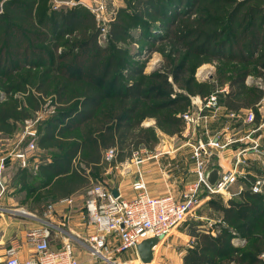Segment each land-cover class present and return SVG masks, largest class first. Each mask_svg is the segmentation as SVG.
<instances>
[{"label": "trees", "instance_id": "1", "mask_svg": "<svg viewBox=\"0 0 264 264\" xmlns=\"http://www.w3.org/2000/svg\"><path fill=\"white\" fill-rule=\"evenodd\" d=\"M1 9L0 90L7 96L27 94V110L21 115L17 99L12 106L1 103L0 124L11 133L12 122L20 115L30 117L52 95V105L65 106L38 129V148L53 152L38 164L35 179L52 198L84 189L89 182L85 171L98 173L105 150L115 149L122 161L132 150L157 143L156 130L179 134L190 97L207 96L213 89L194 79L206 62L219 63V87L230 83L228 110L252 109L263 97L262 90L244 83L257 65L264 72V0H126L109 25L105 48L97 44L100 30L93 15L82 6L51 9L49 0H5ZM130 26L147 44L173 41L184 48L170 61L187 76L179 81L176 71L170 73L183 92L174 90L166 73L143 74L130 50L117 47L133 40ZM156 26L166 27L157 40ZM72 35L81 38L60 41ZM249 64L253 70L245 68ZM146 119H153V126H143ZM76 135L74 141H63ZM216 201L209 205L221 214L222 224L194 232L183 264H264L258 259L264 251V187L260 194L244 190L236 200ZM235 238L243 242L234 243Z\"/></svg>", "mask_w": 264, "mask_h": 264}, {"label": "built area", "instance_id": "2", "mask_svg": "<svg viewBox=\"0 0 264 264\" xmlns=\"http://www.w3.org/2000/svg\"><path fill=\"white\" fill-rule=\"evenodd\" d=\"M59 4V1H54L53 9H57ZM74 4L72 3V6ZM88 10L95 14L97 20L102 22L103 28H99V37H105V25L108 21L104 17L103 0L98 6L89 7ZM247 80L246 78L245 84L251 85ZM221 94L227 96L229 89L221 87L201 98L190 97L191 105L195 106V109L190 108L183 113L180 116L182 121L186 125L199 126L201 122L206 120L207 116L214 115L218 111V96ZM260 102L264 103V93ZM245 110L243 114L240 110L230 111L232 120L238 125L242 124L243 127H247L248 130L244 136L236 137L232 134L222 141L223 144H220L222 142L219 139H214L205 133L207 137L204 141L199 140L195 144H191L193 174L196 177V183L192 190L182 195L181 200L175 199L169 192L157 198L150 197L144 192L142 184L134 186V189L140 192L130 200H125L119 196L113 197L111 190L100 183H93L85 191V222L93 233L79 239L89 249L90 257L95 261L93 264H133L121 263L118 258L129 250H136V246L148 238H157L160 242L185 223L186 218L197 208L200 202L197 197L200 186L204 187L209 197L226 195L230 188L243 178V171L250 165V159H244L243 156L247 153L261 161L260 177H256L250 182L249 191L255 194L263 193L264 137L261 133L264 134V118L256 128L252 129L249 125H253L254 115L251 109ZM33 124V122L27 123L22 135V139H28L25 150H13L7 154H0V189L3 187L1 181H3V173L8 159L14 160L20 169L28 168V153L37 149L38 136L32 129ZM236 143L244 145L241 156L238 154V157L230 163V169L219 172L215 184L209 185L206 180L205 169L213 154L210 149H225ZM116 154L117 152L113 148L105 150L102 162H113ZM143 159L139 151L132 152L133 164L140 165ZM31 167L37 170L38 165L33 161ZM1 193L2 191H0ZM214 225L215 223H208L203 227V230L213 231ZM50 236L51 229L49 226L30 230L27 232L26 238L33 245L35 257L29 261L20 262L16 254L19 244L13 242L10 248L6 250L5 264H81L74 257L71 241H65L59 250L54 251L49 246ZM235 239L239 241H234ZM235 239L233 240L234 243L241 244L243 242L239 238ZM258 259L264 263V251L259 254ZM137 264L142 263L139 261Z\"/></svg>", "mask_w": 264, "mask_h": 264}, {"label": "crops", "instance_id": "3", "mask_svg": "<svg viewBox=\"0 0 264 264\" xmlns=\"http://www.w3.org/2000/svg\"><path fill=\"white\" fill-rule=\"evenodd\" d=\"M53 1L54 0H49L51 9L53 7ZM58 1L61 5L58 8L62 7L63 9H67L75 6H82L88 9L91 6L97 5L100 0ZM119 1L120 0H108L107 9L109 11H112V9L117 10L122 6L121 3L119 4ZM72 3L75 4L72 6ZM195 97L201 98V96ZM218 100V111L214 115L207 116L206 120L201 122L197 127L186 125L182 121L183 125L180 133L173 136H168L156 130L159 138L157 143L149 147L140 146L135 149L139 151L140 155L145 157L140 165L133 164L131 156L122 161H118L115 158V160L110 163L106 175L109 185L108 189L111 190V192L115 190L119 197L130 200L140 192L135 190L134 186L136 184H142L144 192L150 197L157 198L169 192L175 199L181 200L182 195L192 190L196 183V177L193 174L191 144H195L199 140L204 141L207 137L205 133L214 139H219L221 142L232 134L236 137H241L240 129H244L242 124L238 125L237 122L230 118V111L225 106V96L219 95ZM195 101L197 100L195 99ZM190 108L195 109V106L193 107V105H191V101L187 110ZM240 111L243 114L246 110L241 109ZM150 121L152 125L143 123V126H153L154 122L152 120ZM175 139H178L179 142L173 143ZM220 144H223V142ZM243 148V144L236 143L225 149H210L213 154L206 165V176L216 170L218 179L219 172L221 173L222 170H229L230 163L238 157V154L241 156ZM243 156L244 159H250L251 164L261 169V161L258 158L248 153ZM237 188L239 187H235L234 185L230 192H232V194L237 193L239 191ZM1 197L2 200L5 198L8 199L6 195L4 197L1 195ZM197 197L200 202L194 211V219L199 222L189 224L192 225V229L190 230L186 226L188 223L186 225L183 224L169 236L161 240L153 249V259L150 264H183V257L186 251L194 242V232L199 231V229L208 223H215V225L222 224L221 214L215 212L209 205L210 201L219 197H209L207 191L202 186L198 189ZM14 198L15 197L12 196L8 201H13ZM53 200L59 203V205H56L58 217H50L44 214V217L29 221L24 220L16 211H5L0 209V264H5L6 250L10 248L13 242L19 244L16 254L20 262L33 259L35 257V251L33 245L27 240L26 234L32 229L43 228L45 226H49L51 229V236L49 239L51 250H59L63 243L69 240L72 242L74 257L79 263L93 264L95 262L90 257L87 246L79 239L93 233L92 229L86 225L85 215H83L81 210L74 209L75 211L69 214L67 220L64 221L61 216L68 208V204L65 202L67 198H53ZM58 212H61V214ZM138 260L136 250H129L118 258V261L121 263L137 264L139 262Z\"/></svg>", "mask_w": 264, "mask_h": 264}, {"label": "rangeland", "instance_id": "4", "mask_svg": "<svg viewBox=\"0 0 264 264\" xmlns=\"http://www.w3.org/2000/svg\"><path fill=\"white\" fill-rule=\"evenodd\" d=\"M4 1L5 0H0V6L1 7H2V3ZM54 1H56V0H54ZM54 1H53V3H54ZM101 1L102 0H100L99 3ZM237 1L240 2V1H245V0H237ZM107 2H108V0H103L104 8H105L104 17L108 21V23L105 25V28H106L105 37L101 36V37L97 38V44L101 48H103V47L105 48L109 44L108 43L109 42L108 35H107L108 30H109V25L113 22V20L116 16V12L119 9L125 8L126 0H120L119 4L121 3L122 6L120 5L121 7H119L117 10L112 9V11H109L107 9ZM98 4L95 6H91V7H96V6H98ZM1 7H0V10L2 11ZM88 11L94 17L96 28H100V29L103 28L102 22L100 20L96 19L95 14H93L90 10H88ZM156 27H158V29L153 28L154 34L156 35V36H153V39H155V40L159 39L163 35V33L165 32V29H166V27H164V28L163 27L160 28V26H156ZM134 28L135 27L130 26V29L132 30L133 40H129V39L123 40L118 44L117 47H122L124 49L130 50V57L132 58L133 63L136 64V67L142 68L141 71L143 74H150V73H154L157 71L162 72V73H166L168 75V81L171 84H173V82H172V76L170 73H173L174 71H176L179 81H181V80L185 79V77H187L186 74L184 73V71H179V70L175 69L173 67V65H171V63H170V61L177 56V52H181L182 55L185 52L184 48L181 45H178V44L174 43L173 41L161 42L159 44H147L142 39H140V34H139L138 30L134 29ZM159 29H161V30H159ZM38 31L41 32L42 34H46L49 36L48 31L46 29L38 27ZM80 38H81L80 35H76V37L74 35H72L66 39L62 38L60 41L63 42V41L68 40L70 42L73 40L74 41L78 40ZM47 44H49V43H47ZM52 45H55V44H52ZM45 46L46 45H43V47H45ZM61 49L58 48V49L54 50V52H53L54 56H55V54L58 55L61 52ZM50 51H52V50H50ZM218 64L219 63L215 62V61L206 62L203 65H201L198 69H196L195 73H194V79L196 82H198V83L206 82V83L212 85L213 89L211 90V92L215 91L216 89H219L221 87L229 89L230 83L227 81H226L227 83H225L221 87H219L217 85V81H218L219 76H220L219 73L221 70L220 66ZM175 65H177V64H175ZM250 65L251 64L246 65L245 68H247L249 70L250 69L253 70V67H250ZM254 69H255V73L250 71V73L246 76V78L248 79L247 82L249 84L253 85L255 88L262 90L264 93V72H263L260 65H257ZM227 77L231 78V73H228ZM246 78H245V80H246ZM29 86L26 89L29 90V92H30V89H32L30 93H32L33 95L36 96V93L32 92V91H34L33 90L34 88L29 87ZM173 88L176 92L181 91L180 90L181 88L177 84H173ZM181 92H183V91H181ZM26 95L27 94H25L23 92H16V93H13V95L7 96L4 94L3 91L0 90V104L6 102L5 105H11L12 106V105H14L12 100L17 99L19 102L17 109L22 115L24 109L27 110ZM221 95H223V94H221ZM54 99H55V97L53 95L45 98L44 104L41 105L40 110L31 112L30 117L22 118L20 115L18 117L19 119L15 120L12 123L10 122L11 125L13 126V131H11V133L6 132V130H5L6 128L4 127L5 125L0 124V154H2V153L7 154L13 150H16V151L25 150L28 139L27 138L22 139V135H23V132L27 126V123H32V122L34 123L32 129L35 130L36 136H38V132L40 131V130L38 131V129H40L41 125L45 121H47L51 116H53L58 109L65 107L61 103L56 104V106L52 105L51 100H54ZM263 106H264V103L260 102V103H257L251 109L252 113L254 115V122H253V125H249L250 128H252V129L256 128V126H258L260 124V122L263 120V118H264V107ZM229 111H231V110H229ZM150 120L153 121V119L143 120L142 125H143V123L144 124H150L151 123ZM231 122H232V120H231ZM150 125H152V124H150ZM246 126H248V125H246ZM145 127H150V126H145ZM240 128H242V127H240ZM96 130H97V126L94 128V130L92 132H96ZM244 130H245V132H247V130H248L247 127H244V129H240V132H241L240 135L241 136L245 135ZM263 133H264V131H263ZM261 135H262V137H264V134L261 133ZM79 136H81L80 133H79ZM75 137H77V135L74 136L72 139L65 138V139H63V141H70L71 142V141H74L73 139ZM77 139H79V138H77ZM158 140H159V138H158ZM162 140H164V139H162ZM37 141H38V139H37ZM37 141H36V143H37ZM168 141H170V140H168ZM174 142L175 143L179 142V140L175 139L173 141V143ZM263 143H264V140H263ZM133 151H136V150H132V152ZM52 152H53L52 149L42 150V149L38 148V146H37V149L34 152L28 153V168H26V169H20V167H18L17 163H15L14 160L13 161H11L10 159L7 160L6 169L3 173V181H1V184L3 187H2V189H0V191H2V193L0 194V209H3L5 211H7V210L16 211V213H18V215L21 216L24 220H29V221H31L32 219L44 217V214H48V216H50V217H54V216L58 217L57 216L58 214L56 212V210H57L56 205H59V203L58 202L56 203V201L53 200L51 195H49L50 189H48L47 187H42L37 182V179H35V176L37 177V170H34L33 167H31V163H33V161H35L38 165L40 163H43L44 161H48L49 159H51ZM142 158H145V157L142 156ZM77 163H78V159L75 160L74 165L76 166ZM101 163L102 164H100L101 166H100L98 173L91 174L89 172V170L85 171V174L87 176H89V178H88L89 182H88L87 186L84 189H82L81 191L74 193L71 196L67 197V200H65L66 204H68V206H67L68 208L66 211L68 213L64 212L63 215L61 216V218L64 219V221L67 220L69 214L73 213L76 209L81 210L83 215H85V209H84L85 191L93 183L94 184L100 183V184H103L106 188H109V185H108V182L106 179V175L108 173V168L110 166V163H104L102 161H101ZM78 165L76 166L77 168H78ZM255 166L250 163V165L248 166L249 168H247L245 171H243V174H242L243 178L238 180L234 184L235 187H239V188H237V189H239V191L237 193L232 194V192H230V190L233 189V186H234L233 185L230 188V190L227 192L226 195L219 196V198H217L216 200L217 201L219 200L220 202L222 201L223 204H225L228 200L238 199V197L242 191H244V190L249 191L250 182H252L254 180V178L260 177V167H258V166L255 167ZM90 174H91V176H90ZM1 195H3V197L6 195V197H8V199H10V197H12V196H14L15 198H14V200L12 199L13 201L9 202L7 198L2 200ZM57 201H59V200H57ZM194 211L186 218L185 223H183L185 225L188 223V225H186V226L188 227L189 230L192 229V227H191L192 225H189V224L199 222L198 220L194 219ZM58 213L61 214V212H58ZM196 215H197V213H196ZM199 231H205V230H203V227H202L201 229H199ZM234 241H239V240L235 239Z\"/></svg>", "mask_w": 264, "mask_h": 264}, {"label": "water", "instance_id": "5", "mask_svg": "<svg viewBox=\"0 0 264 264\" xmlns=\"http://www.w3.org/2000/svg\"><path fill=\"white\" fill-rule=\"evenodd\" d=\"M217 179V171L214 170L206 176L209 185H214ZM113 197H117V192L112 191ZM159 243L157 238H148L136 246V254L142 264H150L153 259V249Z\"/></svg>", "mask_w": 264, "mask_h": 264}]
</instances>
